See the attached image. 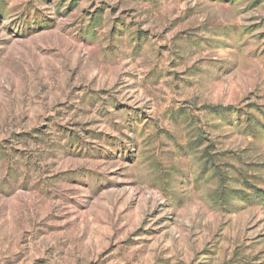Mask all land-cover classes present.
I'll list each match as a JSON object with an SVG mask.
<instances>
[{"label":"rangeland","instance_id":"rangeland-1","mask_svg":"<svg viewBox=\"0 0 264 264\" xmlns=\"http://www.w3.org/2000/svg\"><path fill=\"white\" fill-rule=\"evenodd\" d=\"M0 264H264V0H0Z\"/></svg>","mask_w":264,"mask_h":264}]
</instances>
